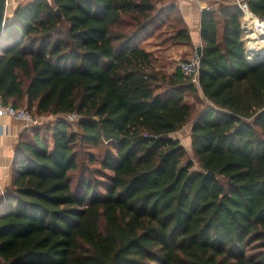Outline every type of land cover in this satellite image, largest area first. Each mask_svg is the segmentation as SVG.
I'll return each instance as SVG.
<instances>
[{"label":"trees","instance_id":"obj_1","mask_svg":"<svg viewBox=\"0 0 264 264\" xmlns=\"http://www.w3.org/2000/svg\"><path fill=\"white\" fill-rule=\"evenodd\" d=\"M242 14L203 9L197 85L144 45L164 25L162 45H192L174 0L17 7L0 95L55 119L17 144L0 264H264V60L246 58ZM191 121L196 161L171 135ZM103 142L115 150L84 165L82 146Z\"/></svg>","mask_w":264,"mask_h":264},{"label":"crops","instance_id":"obj_2","mask_svg":"<svg viewBox=\"0 0 264 264\" xmlns=\"http://www.w3.org/2000/svg\"><path fill=\"white\" fill-rule=\"evenodd\" d=\"M26 0H6L5 23L8 22L14 15L17 7ZM220 1L215 0V5H219ZM180 9L184 21L189 27L192 37V45L197 47L202 43L201 27H202V12L208 1L206 0H174ZM228 2V1H226ZM157 37H160L158 35ZM159 40L156 43L150 42L146 47L158 53L171 54L177 56L180 53H185L188 47L187 44L172 45V47H164ZM177 49V50H175ZM29 126L25 121L18 120L12 116L0 114V199L5 198L6 189L12 181V166L16 156V148L21 137L26 133Z\"/></svg>","mask_w":264,"mask_h":264},{"label":"rangeland","instance_id":"obj_3","mask_svg":"<svg viewBox=\"0 0 264 264\" xmlns=\"http://www.w3.org/2000/svg\"><path fill=\"white\" fill-rule=\"evenodd\" d=\"M208 5H212L215 8L219 7V5H215V0L208 2ZM227 3L226 1H220L219 4H225ZM167 30L168 27L166 25H164V27H162V29L160 31H158L157 33H155L153 36H151L146 43L144 44L145 46H147L150 42L156 43L159 40H162L163 37L167 34ZM160 32H166V33H161L160 37H157ZM243 40L245 42L246 45V35L244 32V36H243ZM164 46V45H163ZM176 46V45H174ZM198 46H203V43H201ZM197 46V47H198ZM164 47H172V45H165ZM197 47H194L193 45L191 47H188L187 51H185V53H180L179 55H175L173 52L171 54H167V53H158L159 54V62L158 65L159 66H163L165 67V69H167L168 71H174L178 68L179 63L181 61L184 60H188L192 57V55L195 53V51L197 50ZM177 50V49H175ZM191 101L195 102L198 106V108H202L204 106V104L202 103V100L199 99V97L197 96H192L189 95ZM204 103H210L208 100L204 101ZM69 120L74 122V118L71 117V115L68 116ZM55 119V116L53 115H49V116H40V123L39 125L41 126H47L49 125L53 120ZM193 124L194 121H191L190 123L186 124L182 129L172 133L171 135L175 138H178L181 141V144L183 146H185V148L187 149L188 152V157L194 161H196V154L193 148V140H192V128H193ZM76 129L77 127L74 126ZM109 150H115L114 145L112 143H107V142H103L98 146H91V145H87L84 144L82 146V148L80 149V159L83 161V164L86 166H99L98 161L92 162L90 161V156L91 155H95L98 158L104 157L106 155V153ZM199 166L196 165V167H194V169H197ZM78 174H76L75 176H77Z\"/></svg>","mask_w":264,"mask_h":264},{"label":"built area","instance_id":"obj_4","mask_svg":"<svg viewBox=\"0 0 264 264\" xmlns=\"http://www.w3.org/2000/svg\"><path fill=\"white\" fill-rule=\"evenodd\" d=\"M236 4L242 11V27L246 35V58L251 61L253 55H257L259 50L258 43H251L253 35H264V19L256 15L250 8L246 0H224ZM214 6L206 5L204 9H213ZM201 58L202 54L195 51L192 57L188 60L179 63L180 70L188 76L193 83L200 85L201 72ZM0 114L12 116L18 120L25 121L28 126L38 125L40 123V116L33 114L28 108L15 106L12 103H6L0 95ZM72 118L76 116L72 115Z\"/></svg>","mask_w":264,"mask_h":264},{"label":"bare ground","instance_id":"obj_5","mask_svg":"<svg viewBox=\"0 0 264 264\" xmlns=\"http://www.w3.org/2000/svg\"><path fill=\"white\" fill-rule=\"evenodd\" d=\"M251 43L255 44L258 43V47L260 52L257 55H253L251 57V60L256 62L258 59H263L264 58V35L260 34H255L253 37H251Z\"/></svg>","mask_w":264,"mask_h":264},{"label":"water","instance_id":"obj_6","mask_svg":"<svg viewBox=\"0 0 264 264\" xmlns=\"http://www.w3.org/2000/svg\"><path fill=\"white\" fill-rule=\"evenodd\" d=\"M5 12H6V0H0V31L4 28L5 26ZM58 12L60 13L61 15V11L60 9H58ZM197 50L199 53L202 54V46H198L197 47ZM263 59H258L256 62L254 63H257V62H260V61H263ZM209 174H212V172H209ZM0 204H1V199H0Z\"/></svg>","mask_w":264,"mask_h":264}]
</instances>
